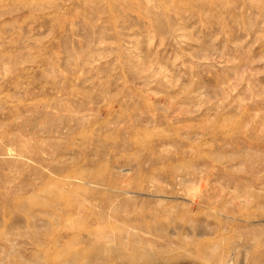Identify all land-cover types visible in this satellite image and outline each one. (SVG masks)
Masks as SVG:
<instances>
[{
  "label": "rangeland",
  "instance_id": "374dc122",
  "mask_svg": "<svg viewBox=\"0 0 264 264\" xmlns=\"http://www.w3.org/2000/svg\"><path fill=\"white\" fill-rule=\"evenodd\" d=\"M0 264H264V0H0Z\"/></svg>",
  "mask_w": 264,
  "mask_h": 264
}]
</instances>
